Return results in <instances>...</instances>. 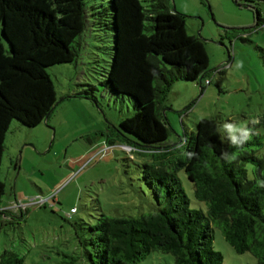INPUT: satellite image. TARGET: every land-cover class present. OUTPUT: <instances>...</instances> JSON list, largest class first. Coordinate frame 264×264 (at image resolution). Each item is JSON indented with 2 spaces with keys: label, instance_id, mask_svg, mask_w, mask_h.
<instances>
[{
  "label": "trees",
  "instance_id": "1",
  "mask_svg": "<svg viewBox=\"0 0 264 264\" xmlns=\"http://www.w3.org/2000/svg\"><path fill=\"white\" fill-rule=\"evenodd\" d=\"M98 1L0 0V164L11 121L33 128L57 107L46 69L76 60L89 23L112 34L110 60L101 68L99 83L110 94L131 99L134 109L106 145L119 141L127 161L134 160L133 152L149 155L140 180L151 193L155 213L99 215L76 233L80 257H71L73 264H136L153 252L170 254L175 264H223L213 249V226L234 252L250 253L255 264H264L262 136L253 131L252 137L222 138L217 120L202 118L182 138L183 154L175 158L177 147L163 146L168 130L161 105L173 82H201L208 75L203 43L186 33L185 16L172 12L170 0ZM256 17L258 26L259 13ZM231 30L247 40L245 31L240 36ZM92 91L90 86L84 94L66 97L96 103ZM259 124L264 125V117ZM121 135L134 139L135 150ZM178 170L191 182L194 198L206 204L205 212L189 208ZM3 194L0 181V200ZM0 264H23V259L5 250Z\"/></svg>",
  "mask_w": 264,
  "mask_h": 264
},
{
  "label": "rangeland",
  "instance_id": "2",
  "mask_svg": "<svg viewBox=\"0 0 264 264\" xmlns=\"http://www.w3.org/2000/svg\"><path fill=\"white\" fill-rule=\"evenodd\" d=\"M169 6L185 16L186 33L203 43L209 71L201 82L176 81L168 87L161 105L168 130L163 146L177 147V158L178 152L183 154L182 138L194 132L198 120L215 118L222 138L244 133L233 137L229 124L245 126L250 137L253 131L260 134L264 155V125L259 124L264 117V0H170ZM94 28L89 23L85 27L74 62L46 69L60 101L47 123L28 128L13 120L5 135L0 253L13 251L23 264H73L71 257H80V227L93 224L99 215L137 218L155 213L151 193L140 180L149 155L133 152L134 160L127 161L119 141L112 147L105 142L115 139L119 123L134 109L131 99L116 97L99 83L101 68L110 60L112 34ZM231 28L240 36L245 31L247 40ZM90 86L96 103L66 97L84 94ZM121 139L135 150L132 141ZM176 173L189 208L205 212L206 204L194 198L184 171ZM71 208L77 212L68 219ZM212 245L223 264L256 263L250 253L234 252L217 226ZM136 264L175 263L170 254L153 252Z\"/></svg>",
  "mask_w": 264,
  "mask_h": 264
},
{
  "label": "clouds",
  "instance_id": "3",
  "mask_svg": "<svg viewBox=\"0 0 264 264\" xmlns=\"http://www.w3.org/2000/svg\"><path fill=\"white\" fill-rule=\"evenodd\" d=\"M242 64H238L237 67H242ZM226 127L229 129V131L233 134V137L236 133L244 132L245 135H248L246 131V127L243 125H239L237 127H233L231 124L226 125Z\"/></svg>",
  "mask_w": 264,
  "mask_h": 264
},
{
  "label": "built area",
  "instance_id": "4",
  "mask_svg": "<svg viewBox=\"0 0 264 264\" xmlns=\"http://www.w3.org/2000/svg\"><path fill=\"white\" fill-rule=\"evenodd\" d=\"M205 84H209V81H205ZM76 213V209L75 208H71L70 211H69V215L68 217H70L72 214Z\"/></svg>",
  "mask_w": 264,
  "mask_h": 264
},
{
  "label": "water",
  "instance_id": "5",
  "mask_svg": "<svg viewBox=\"0 0 264 264\" xmlns=\"http://www.w3.org/2000/svg\"><path fill=\"white\" fill-rule=\"evenodd\" d=\"M59 102H60V101H58V102L56 103V105H58V104H59ZM47 120H48V116H47V117L44 119V121H43V122H44V123H47Z\"/></svg>",
  "mask_w": 264,
  "mask_h": 264
}]
</instances>
